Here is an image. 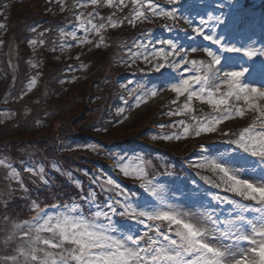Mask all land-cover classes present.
Here are the masks:
<instances>
[{
    "label": "rangeland",
    "instance_id": "obj_1",
    "mask_svg": "<svg viewBox=\"0 0 264 264\" xmlns=\"http://www.w3.org/2000/svg\"><path fill=\"white\" fill-rule=\"evenodd\" d=\"M261 2L175 0L170 3V0H154L160 10L175 9V19L153 15L146 6L148 0H137L135 6L132 0H124L123 4L120 0H113L112 6L107 4V0H98L96 5L91 0H9L4 4L0 8V80L9 75L11 81L8 85L11 82L15 84V76H20V80L17 89L0 96V124L6 119L16 118L18 131L37 127L31 130L32 133L27 134V131V135L12 140L15 147L10 148V157L5 151L7 147L2 149L0 146V203L5 206L10 195L13 197L21 193L19 196L22 200L26 196L23 193L30 195L24 205H19L26 209L25 214L31 213L28 229L32 231H17L18 235L29 240L30 237L34 238V217L38 215L44 218L49 215H82L104 226L109 225L107 217H110L116 230L109 234L117 238L126 235L143 236L145 232L150 235L147 226L154 228L157 223L166 225V222L147 221L144 217L136 218V223H130L128 220L133 218L120 215L124 211L121 204L125 202L133 207L138 206V211L152 210L153 207L166 210L171 205L177 211L186 213L189 218L199 220L203 227L212 229L214 226L211 221L205 219L206 215L212 216L213 220L217 219L211 194L200 197L203 202L201 206L194 198L181 196V192L189 193L191 190L202 194L205 185L197 176L208 174L205 176L207 179L218 182V174L208 168L191 166L190 162L198 161V165L205 158L220 159L222 155L216 153L230 147L229 141L235 140L237 134L255 120L257 113L246 110L243 117L233 116L222 121L215 132L197 136L193 130L183 136V126L178 121L193 126L219 113L215 106L207 103V99L193 98L191 112L168 115L187 101V94L177 97L171 91V85L197 74L191 61L203 64L211 62L203 51L207 47L221 55V64L216 66L218 69L240 71L247 68L249 71L241 78L242 81L264 90V71H261L264 55L249 59L242 52H221L217 45L192 31L193 27L199 26L203 17L208 21L204 27L206 34L216 35L230 46L260 50L264 48V13L260 12L264 9V2ZM244 7L250 12L247 16L249 22L243 21ZM38 8L42 13L38 12ZM135 10L143 11L147 18L130 22ZM50 13L53 16L50 17ZM221 15L226 21L228 17L240 19L243 22L242 30L229 31L221 25L216 26L215 32H212V17ZM40 16L61 20L56 25ZM77 16L81 18L79 21ZM109 18L115 26L108 23ZM189 19L193 21L192 24L188 23ZM88 20L97 26L104 23L105 27L96 32L87 23ZM20 23H30L26 26V32L31 34L26 45L21 48L13 33V29L19 28ZM171 23L179 25L173 27ZM81 24L85 27L81 28ZM153 28H157L159 33H150ZM128 29L134 31L127 38L119 37L122 44L119 46L113 35ZM82 39L90 42L81 43ZM165 40L173 41L177 48L173 50L163 44ZM161 48L166 53L174 51V54L167 59L149 55ZM192 48L199 50L193 52ZM145 56H148L147 60ZM225 57H231V60L225 61ZM160 64L164 67L157 71ZM120 70L125 72L122 74ZM200 74H203V70ZM52 76L55 80H52ZM222 78L221 72V80L216 81L220 85L219 91L213 89V97L216 99L227 91ZM32 80H35V84L30 87ZM101 80H104L105 85L111 83L113 87H107L111 93L110 100H114L113 104L106 106L109 115L102 111L103 108L100 109L101 100L97 101L102 94L93 97L95 92L92 91L96 90ZM153 89L156 90L154 96L151 95ZM174 100L175 104L172 103ZM228 101V105L220 106L221 110L226 107L233 110L237 107L246 109L242 99L237 101L233 96ZM258 103L264 107V100ZM80 106H84L82 112L79 111ZM76 116L77 119L74 118ZM82 125L91 126V130H80ZM3 129L4 126L0 125V132ZM173 135H181V138L162 139L163 136ZM10 144L11 141L8 146ZM58 147L62 156L56 152ZM214 150L217 151L213 154ZM243 155L251 162V166L246 165L244 160H238V163L232 160L226 166H243L247 168L243 173L244 178L258 177L260 170L254 167L255 158ZM230 157L229 154H223L224 160ZM117 162L143 167L146 173L144 180L150 181L162 192L163 202L145 193L141 180L135 176H125L116 166ZM41 168L44 170V180L38 175ZM14 172L16 176H13ZM107 179H112L119 188L107 186ZM66 180L72 183L73 190L66 187ZM27 181L32 187L36 186L32 188L34 190L30 191L26 187ZM36 188L47 196L39 193L35 195ZM90 192L95 194L94 202L89 198ZM117 192L121 194L118 196ZM144 199H149L151 206H145ZM109 204L116 209L115 213L108 207ZM74 205L77 210L72 212L70 209ZM229 209L224 212L222 220L232 218L228 216ZM14 210L9 209V212L13 213ZM97 211L107 213V217H96ZM10 224L7 215L0 216V264H11V260L16 258L23 262L25 257L20 255L30 253V249L15 247V243L8 241ZM39 235L44 238L50 236L47 232ZM154 235L153 232L150 236ZM209 235L214 236L216 233L210 232ZM223 242L229 243L227 240ZM32 247L44 248L53 253L57 251L42 244H34ZM240 247L246 248L248 244L241 242ZM37 255L42 257L43 254L37 252ZM26 256L31 259L30 254ZM27 264L35 262L30 260Z\"/></svg>",
    "mask_w": 264,
    "mask_h": 264
},
{
    "label": "snow or ice",
    "instance_id": "obj_2",
    "mask_svg": "<svg viewBox=\"0 0 264 264\" xmlns=\"http://www.w3.org/2000/svg\"><path fill=\"white\" fill-rule=\"evenodd\" d=\"M123 4L124 0H120ZM135 6L137 0H132ZM175 0H170L174 3ZM93 5L98 3V0H91ZM107 4L112 6L113 0H107ZM153 15L175 19V9L170 11L160 10L159 6L154 3V0H148L146 5ZM91 15V14H90ZM147 18L143 11L135 10V15L130 22L136 19ZM81 18L77 16L79 21ZM214 25L211 31L215 32L216 26H223L229 31L242 30V21L238 18L228 17L227 21L221 16L212 17ZM87 23L91 25V29L99 32L105 27L104 23L99 26L92 24L91 20ZM108 23L115 26L109 18ZM192 24L191 19L188 20ZM208 21L201 17L199 26L193 27L192 31L198 36H202L204 40L210 41L217 45L221 52L226 53H243L249 59L264 55V48L254 50L250 47H236L229 45L224 40L216 35L206 34L204 31ZM81 24V28H84ZM75 35L74 33L72 34ZM90 42L81 40V43ZM35 43V41H32ZM171 49L175 50L177 45L170 40L162 41ZM198 48H192L191 51L196 52ZM203 51L210 57V63L203 64L200 61H191L196 67L197 74L189 75L187 78L181 79L178 83L171 85V91L176 93L177 97L187 94V101L177 110L170 111L168 115H180L183 112H191V102L193 98L196 100H205L207 103L215 106L219 113L215 117L206 118L199 123L189 126L185 125L184 121L177 123L183 126L182 134L187 136L191 131L199 136L201 133L215 132L217 125L222 121L228 120L233 116L243 117L246 110H254L257 113L255 120L246 128L242 129L235 140L229 141L230 144H235L239 152L229 158L223 159V154L220 159L205 158L200 164L194 165L197 167L208 168L213 173L218 174V182H213L202 177L206 184H210L213 188L221 189L223 192L232 193L234 197L240 199H230L227 196H221L216 193L211 194V202L217 205H229L230 209L228 216L231 219L216 220L212 216L206 215L205 219L211 221L214 226L212 229H207L202 226L197 219L189 218L186 213L179 212L175 207L169 205L166 210L153 207L152 210H137L130 203H123L121 207L124 209L120 213L121 216L130 217L133 219L144 217L147 221L166 222V225L157 223L154 228L149 227V231H154L155 235L150 236L145 232L143 236L126 235L123 238H117L110 235V231H115L111 218L107 217V213L97 211L96 217L105 216L109 219V225L104 226L95 223V221L85 218L82 215H58L47 216L46 218L34 217L36 220L35 237H30V244H42L47 248L56 249L55 253L46 251L44 248H30L32 262L35 264H264V107L258 103L259 100H264V90L251 87L242 81L249 70L243 68L240 71H224L223 68H217L221 64L222 57L217 52L205 47ZM174 51L165 52L163 48L159 51L149 53L153 58L159 56L167 59L172 56ZM178 54V53H177ZM146 60L148 56L144 57ZM225 61L231 60V57H225ZM160 64L157 67L163 68ZM203 70V74L201 73ZM261 71H264V64L261 65ZM227 86V91L224 92L221 98L213 97V89L219 91L220 85L216 81L221 80ZM35 84V80L30 82V87ZM196 86V87H194ZM206 94V95H205ZM151 95H156V90L151 91ZM235 97L237 101L243 100L246 109L226 107L221 110V105H228V98ZM176 103V101H172ZM123 111V110H121ZM193 119H196L195 117ZM163 127V126H161ZM181 135L163 136L162 139H180ZM227 135V133H225ZM156 137H153L155 139ZM247 157L255 158L254 167L260 170V175L253 178H244L243 173L247 168L229 167L226 166L232 160H244L246 165L251 166V162L245 159ZM117 167L125 176H135L141 180V187L149 196L156 198L157 201L163 202L164 196L160 190L154 187L150 181L144 180L146 175L143 167L139 165H130L117 162ZM32 171V169H26ZM59 171V169H57ZM17 174L14 172L13 176ZM38 175L41 180H44V170L40 169ZM47 183V181H44ZM105 184L109 187L114 185L112 179H107ZM21 188L23 185L21 184ZM103 188V185H102ZM121 193L117 192L119 196ZM207 192L199 193L191 191L189 193L181 192V196L185 198H194L196 203L203 206L201 196H208ZM89 198L92 202L95 200V194L89 193ZM250 201L252 203H244ZM120 203V201H117ZM36 207V205H33ZM145 206H151L150 201L145 202ZM113 213L116 209L111 204L108 205ZM74 205L70 211L75 212ZM42 212V209H38ZM222 214V213H221ZM43 222H39L40 220ZM143 223V221H139ZM29 231H32L30 228ZM41 232H47L49 237L44 238L39 235ZM216 233L210 236L209 233ZM27 236L28 233H25ZM175 237V238H173ZM162 238V239H161ZM229 241L225 244L223 241ZM215 241V242H213ZM241 242H246L248 247L241 249ZM144 244L141 247V244ZM37 252L42 253V257H38ZM14 259V258H13Z\"/></svg>",
    "mask_w": 264,
    "mask_h": 264
},
{
    "label": "trees",
    "instance_id": "obj_3",
    "mask_svg": "<svg viewBox=\"0 0 264 264\" xmlns=\"http://www.w3.org/2000/svg\"><path fill=\"white\" fill-rule=\"evenodd\" d=\"M8 1L9 0H0V8L4 4H6ZM261 1H262L261 3L264 2V0H261ZM39 8H38V12H41L42 13V11ZM244 8H247V7H244ZM260 12H262V14H263L264 13V9L261 10ZM249 14H250L249 11H247L245 13V17H244L245 20H243L244 22H249L248 19H247V16ZM252 14H254V13H252ZM51 16H53L52 13H50V17ZM32 17H33V15H32ZM252 17H253V15H252ZM38 18H35V20H37ZM40 18L41 19H45L46 21H49V22H55L56 25L59 24V20H61V19H58V20L55 21L52 18H48L47 19V18H44L43 16H40ZM71 23H73V22H71ZM27 24H30V23H27ZM27 24L20 23L19 24V28L13 29V33L15 34L14 36L17 39V45H19L20 48L23 47L24 45H26L25 42L28 40V37L31 36V34L28 35V33L26 32V26H27ZM133 31L134 30H131L130 31V29H128L126 31H122L120 34H114L113 36L116 39V41L119 43V46H122L121 42L119 41V37H122L123 39L124 38H127L130 35L129 33L133 32ZM123 36H125V37H123ZM51 38H54V37H51ZM120 72H122V74H123L125 71L124 70H120ZM19 78H20V76H15V80H14L15 84H13L11 82V84L8 85L7 83H10V81H11L10 80V75L7 78L2 77V79L0 80V96L4 92L5 93H8L9 91H12V90L17 89V86H19V80H20ZM52 80H55L53 78V76H52ZM6 85H8V86L6 88H3ZM109 85L112 87L111 83L108 84V85H105L104 80H101L99 82V86H97L96 90L95 91H92V92H95L93 94V97H96L99 94H102V96H99L98 97L99 99L97 101H100L101 100V102H100L101 108L100 109L103 108L102 111L106 115H109V113H107V111H106V106L108 107V105L114 103V100H110V94L111 93H109L108 88H107V87H109ZM112 89H113V87H112ZM77 103H78V101H77ZM80 107L81 108H79V111L82 112L83 111L82 108L84 106H80ZM75 113H77V112H75ZM77 116L74 117V118L77 119ZM16 121H18V119H16V118L10 119L9 118V119H6V120L2 121L1 124H0V125L4 126V129L1 130V132H0V142L2 140H4V141H3L2 144H0V146H2V149L4 147H7V149L5 151H6V153H8V156L9 157H10V153H11V152H9L10 148H14L15 147L14 146V143L15 142H12V140L15 137H20L21 135L26 134L25 132H27V131H28L27 134H30V133H32L33 130H36V128H37V127H33V128H29L26 131L25 130L18 131V128H17V125L18 124L15 125V122ZM143 128H145V127H143ZM80 130H91V126H89V125L88 126L87 125L83 126L82 125L80 127ZM73 135H75V134H73ZM10 141H11V144H10L11 146H8V144L10 143ZM120 141H122V140H120ZM121 143H123V142H121ZM56 152H60L58 154H59V156H62L61 155V151H60V147H58V149H56ZM74 155H76L78 157V154L77 153H74ZM79 158H80V156H79ZM68 161H70V160H68ZM79 166H81V165H79ZM26 184H27L26 187L30 191L34 190L32 188H35L36 187V186L35 187H32L31 184L28 181L26 182ZM65 185H66V187L70 191L73 190V186H72L71 182H69V183L65 182ZM41 190H43V189H41ZM36 191L37 192H36L35 195H38L37 193H39V195H42L44 197L47 196V194H45L44 192H42L40 190H37V188H36ZM20 194H15L13 197L11 195L9 197H7V201H6L5 206H2V203H0V216L7 215L9 217V219L11 220V224L9 225V233L7 235L8 241L10 243H15V247L23 248V249L24 248L30 249V247H32L34 244H30V240L28 238L21 237L17 233V231L25 232V229H28L29 216L31 214L30 212H29L28 215L25 214L26 209L19 205V204H23L24 205L25 201L29 199L30 195L28 193L27 194L23 193L26 196H25V199L22 200V199H20V196H19ZM16 207H18V209ZM9 209H15L14 210L15 212L11 213V212H9ZM20 256H22V257L24 256L25 257V260L23 262H19L18 259L16 258V260H11V264H27L28 261L31 260V259H28V257L25 254H21Z\"/></svg>",
    "mask_w": 264,
    "mask_h": 264
}]
</instances>
